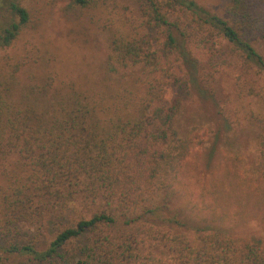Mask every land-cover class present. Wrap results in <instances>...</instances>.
<instances>
[{
	"label": "trees",
	"instance_id": "16d2710c",
	"mask_svg": "<svg viewBox=\"0 0 264 264\" xmlns=\"http://www.w3.org/2000/svg\"><path fill=\"white\" fill-rule=\"evenodd\" d=\"M135 1L146 27L157 29L163 40L156 55L142 39L118 29L108 32L114 66L150 64L159 88L150 86L130 110L107 113L71 85L53 88L48 80L29 85L15 71L0 73V169L10 184L0 204L3 259L11 264H264V240L211 230L194 216L181 164L201 145L202 131L193 125L182 137L168 136L177 106L162 122L155 108L167 70L179 67L197 86L194 44L207 49L210 61L223 59L251 77L248 92L264 103V0H225V16L195 0ZM28 15L18 0L0 4V48L18 39ZM261 106L249 121L258 127L253 172L264 182ZM247 180L260 193V185ZM74 202L83 210L80 217L51 232L50 241L14 240L22 224L36 230L52 220L61 224Z\"/></svg>",
	"mask_w": 264,
	"mask_h": 264
},
{
	"label": "rangeland",
	"instance_id": "374dc122",
	"mask_svg": "<svg viewBox=\"0 0 264 264\" xmlns=\"http://www.w3.org/2000/svg\"><path fill=\"white\" fill-rule=\"evenodd\" d=\"M195 1L215 14L226 15L225 0ZM18 2L26 7L29 20L18 39L0 48V73L15 71L16 78L29 85L41 86L45 80L53 88L71 85L107 113L130 110L152 85L158 92L150 64L117 68L106 46L108 32L118 29L142 39L148 50L161 54L162 34L146 27L135 0H87L84 5L74 0ZM190 50L199 63L197 86L190 85L187 73L179 67L167 70L155 108L162 122L166 112L177 106L168 136L182 137L193 125L202 131L201 145L181 164L194 216L211 230L264 240V182L253 172L259 155L254 141L258 127L249 121L264 103L248 92L251 77L239 75L223 59L210 61L206 48L194 44ZM47 74L51 79H45ZM2 172L0 169V204L10 185ZM247 178L260 185V193L245 184ZM82 212L74 202L61 224L52 220L40 230L22 224L14 240L48 242L51 232L65 221H75ZM3 239L0 234V241ZM3 258L0 251V264H11Z\"/></svg>",
	"mask_w": 264,
	"mask_h": 264
}]
</instances>
